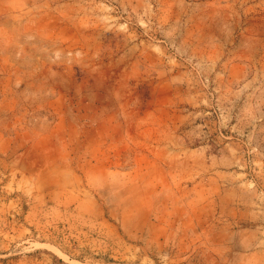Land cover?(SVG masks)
Here are the masks:
<instances>
[{
	"label": "rangeland",
	"instance_id": "rangeland-1",
	"mask_svg": "<svg viewBox=\"0 0 264 264\" xmlns=\"http://www.w3.org/2000/svg\"><path fill=\"white\" fill-rule=\"evenodd\" d=\"M0 264H264V0H0Z\"/></svg>",
	"mask_w": 264,
	"mask_h": 264
}]
</instances>
